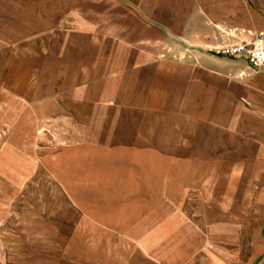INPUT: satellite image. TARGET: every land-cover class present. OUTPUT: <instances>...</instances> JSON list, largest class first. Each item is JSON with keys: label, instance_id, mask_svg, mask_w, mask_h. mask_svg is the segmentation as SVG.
Segmentation results:
<instances>
[{"label": "crops", "instance_id": "obj_1", "mask_svg": "<svg viewBox=\"0 0 264 264\" xmlns=\"http://www.w3.org/2000/svg\"><path fill=\"white\" fill-rule=\"evenodd\" d=\"M173 3L184 42L264 30V0ZM159 14V0H0V264H14L6 243L38 148L78 141L80 127L86 140L125 141L131 103L144 115L160 95L197 136L167 180L147 183L168 192L151 193V220L131 236L155 264H264V67L182 48ZM162 41L183 62L161 69Z\"/></svg>", "mask_w": 264, "mask_h": 264}, {"label": "rangeland", "instance_id": "obj_2", "mask_svg": "<svg viewBox=\"0 0 264 264\" xmlns=\"http://www.w3.org/2000/svg\"><path fill=\"white\" fill-rule=\"evenodd\" d=\"M146 1L149 7L154 3V0ZM173 4V0H159V18L164 17V26L167 21H175L177 27L175 37L167 36V40L177 39L182 48L219 55H224L223 48L235 44L227 38L233 35L228 27L208 31L202 42H184V15L174 14ZM220 34L225 40L218 41ZM155 57L160 68L162 65L166 70L173 62H183L185 56L162 41ZM165 98L160 95L159 109L149 108L144 115L131 103L127 110L125 141L86 140L91 135L80 127L78 141L47 143L38 148L39 164L32 184L25 197L16 203L19 213L14 234L6 243L9 261L14 264H155L151 253L141 250L140 239L131 235L137 221L143 225L151 220L152 210L156 209L155 205L152 207L151 193L168 191L145 187H149V182L167 180L168 167L181 164V155L184 149L193 147L198 130L197 126L183 125L181 116L167 109ZM99 174L104 176L102 180ZM105 175L111 179L114 176V180H107ZM197 192L191 191L190 196L198 197Z\"/></svg>", "mask_w": 264, "mask_h": 264}, {"label": "built area", "instance_id": "obj_3", "mask_svg": "<svg viewBox=\"0 0 264 264\" xmlns=\"http://www.w3.org/2000/svg\"><path fill=\"white\" fill-rule=\"evenodd\" d=\"M222 53L232 57H244L255 69L264 67V30H258L249 40L243 39L238 43L223 48Z\"/></svg>", "mask_w": 264, "mask_h": 264}, {"label": "bare ground", "instance_id": "obj_4", "mask_svg": "<svg viewBox=\"0 0 264 264\" xmlns=\"http://www.w3.org/2000/svg\"><path fill=\"white\" fill-rule=\"evenodd\" d=\"M17 80H18V79H17ZM94 173H95V172H94ZM94 173H93L92 175H94ZM109 173H110V172H109ZM90 174H91V173H90ZM112 175H113V174H112ZM90 176H91V175H90ZM95 176H96V177H99V176H100L99 178H101V180L104 178V176H103V178H102L100 174H99V176H97V175H95ZM85 177H86V176H85ZM88 177H89V176H88ZM96 177H95V178H96ZM106 177H108V175H107V176L105 175V178H106ZM109 178H110V177H108V178H106V179L108 180ZM113 178H114V176H112V179H113ZM116 178H117V177H115V179H116ZM79 179H80V178H79ZM110 179H111V178H110ZM112 179H111V181L114 180V179H113V180H112ZM57 180H58V179H57ZM117 180L120 182L119 178H118ZM58 181H59V180H58ZM60 182H62V181H60ZM67 182H68V181H67ZM100 182H101V181H100ZM103 182H106L105 179L103 180ZM114 183H115V181H114ZM117 183H118V182H117ZM95 184H96V183H95ZM97 184H98V183H97ZM107 184H109V182H108ZM107 184H105V186H106ZM98 185H99V184H98ZM109 185H110V184H109ZM96 186H97V185H96ZM116 187H117V185H116ZM95 189H96V188H95ZM97 189H98V188H97ZM106 190H107V189H106ZM106 190H105V193H106ZM102 191L104 192V190H102ZM100 193H102V192H100ZM96 197H97V196H96ZM102 197H103V196H102ZM93 198H94V197H92V200H93ZM108 198H109V197H108ZM94 199H95V198H94ZM92 200H91V201H92ZM93 201H95V200H93ZM102 201H103V200H102ZM107 201H108V200H107ZM107 201H104V203L107 202ZM107 203H108V202H107ZM118 207H119V206H118ZM84 209H86V208H84ZM84 209H83V210H84ZM84 211H85V210H84ZM85 212H86V211H85ZM88 212H89V210H88ZM95 212H96V211H95ZM95 212H94V213H95ZM109 212H110V209H109L108 213H109ZM90 213H91V212H90ZM89 215H90V214H89ZM98 215H99V214H98ZM108 215H109V214H108ZM106 216H107V215H106ZM98 217H99V216H98ZM96 220H98V219H96ZM108 220L110 221V219H108ZM114 220H115V219H114ZM112 221H113V220H112ZM105 222H106V221H105ZM106 223H107V222H106ZM80 225H81V224H80ZM97 225H98V224H97ZM103 225H104V224H103ZM77 231H78V230H77ZM78 232H79V231H78ZM86 232H87V231H85V233H86ZM87 234H88V232H87ZM77 235H78V234H77ZM84 236H85V235H84ZM85 238H86V237H85ZM88 239H90V238H88ZM101 239H102V238H101ZM83 240H84V239H83ZM100 242H101V241H100ZM112 245H113V244H112ZM102 247H104V246H102ZM106 247H107V246H106ZM96 250H97V249H96ZM105 250H106V248H105ZM105 252H106V251H105ZM122 253H124V251H123ZM105 254H106V253H105ZM106 255H107V254H106ZM125 256H126V255H125ZM125 258H126V257H125Z\"/></svg>", "mask_w": 264, "mask_h": 264}]
</instances>
